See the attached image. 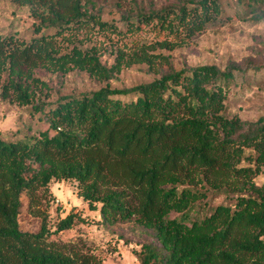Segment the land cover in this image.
Masks as SVG:
<instances>
[{
  "label": "trees",
  "instance_id": "16d2710c",
  "mask_svg": "<svg viewBox=\"0 0 264 264\" xmlns=\"http://www.w3.org/2000/svg\"><path fill=\"white\" fill-rule=\"evenodd\" d=\"M15 1L31 6L36 33L55 29L60 35L90 20L107 27L88 15L84 0ZM238 2L249 19L264 20V0ZM220 13L219 0H180L126 19L130 31L157 20L161 31L182 41ZM55 36L30 42L0 36L1 95L33 104L54 132L18 141L0 137V264H103L75 244L51 239L74 225V213L55 232L45 220L37 233L20 229L22 195L35 200L53 180L78 182L79 196L104 224L135 220L149 231L155 243L135 253L140 264H264V185L255 182L264 167V116L252 122L226 114L228 84L264 62L170 68L150 83L107 84L48 103L37 94L48 87L35 77L37 68L78 69L108 81L131 61L153 66L162 57L142 46L130 58L120 52L108 66L94 50L75 46L62 53ZM209 192L230 202L204 211Z\"/></svg>",
  "mask_w": 264,
  "mask_h": 264
},
{
  "label": "rangeland",
  "instance_id": "374dc122",
  "mask_svg": "<svg viewBox=\"0 0 264 264\" xmlns=\"http://www.w3.org/2000/svg\"><path fill=\"white\" fill-rule=\"evenodd\" d=\"M179 1L84 0L88 15H94L107 27H100L90 20L73 24L57 35L55 29L35 32L39 20L33 16L31 6L20 5L15 0H0V36H15L20 41L30 42L42 34L56 35L62 53L69 52L75 46L83 51L94 50L108 66L115 63L120 52L130 58L142 46L151 45L149 53L162 55L155 58L153 66L145 61H131L130 66L124 65L120 73L108 81L98 80L78 69L62 73L54 67L37 68L35 77L48 85L41 92L39 88L37 94L48 103H55L64 96L97 91L107 84L121 89L150 83L160 78L162 73L169 72L170 68L180 70L213 64L225 69L231 63L264 62V20L255 22L249 19L245 7L238 0H219L220 15L191 38L183 35L185 39L182 41L168 31H161L157 20L142 23L134 31L128 29V15L135 19L138 13L170 8ZM226 94L227 116L237 115L243 121L252 122L263 117L264 68L237 73L226 87ZM32 106L21 105L13 97L4 98L0 91V137L7 141H18L48 131L49 124L44 115L34 112ZM49 131L51 135L54 134L52 130ZM255 182L264 185V167ZM21 202L19 226L23 232H39L44 220L48 228L55 232L62 219L71 213L76 214L74 225L63 232L53 233L51 239L60 244H75L78 249L96 255L103 264H140L135 253L141 251L143 244L155 243L151 233L135 220L115 225L104 224L98 211L89 210L87 203L79 196L78 182L75 180H53L48 190L36 193L35 200L24 193ZM206 202L202 207L209 212L217 204L230 201L224 194L209 192Z\"/></svg>",
  "mask_w": 264,
  "mask_h": 264
}]
</instances>
